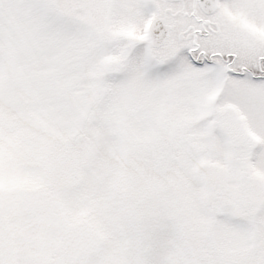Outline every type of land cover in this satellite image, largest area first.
I'll return each instance as SVG.
<instances>
[{"label":"snow or ice","instance_id":"6c2138e0","mask_svg":"<svg viewBox=\"0 0 264 264\" xmlns=\"http://www.w3.org/2000/svg\"><path fill=\"white\" fill-rule=\"evenodd\" d=\"M0 264H264V0H0Z\"/></svg>","mask_w":264,"mask_h":264}]
</instances>
